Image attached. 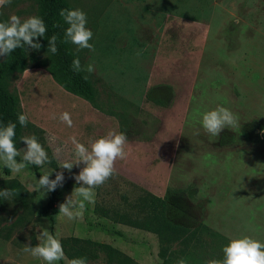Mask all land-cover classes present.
<instances>
[{
    "label": "rangeland",
    "instance_id": "374dc122",
    "mask_svg": "<svg viewBox=\"0 0 264 264\" xmlns=\"http://www.w3.org/2000/svg\"><path fill=\"white\" fill-rule=\"evenodd\" d=\"M66 1L86 14L93 33L94 51L68 44L82 66H94L85 73L96 99L61 85L42 50L39 65L10 79L17 109L28 117L21 137L34 135L51 162L6 173L0 161V184L15 178L29 191L0 198V264H46L23 251L38 243L42 228L58 239L108 243L141 264H206L223 258L230 238L245 235L264 243V0ZM37 8L36 0H11L0 18L23 20ZM218 106L237 116L238 127L212 136L201 119ZM64 112L72 127L59 119ZM110 131L126 133L128 156L94 190V203L68 220L58 205L79 187L72 174L84 166L60 168L75 160L71 138L87 146ZM24 148L20 138L17 149ZM18 157L23 161V152ZM58 172L64 181L52 224L39 212L48 193L34 186ZM150 197L160 200L158 221L150 217Z\"/></svg>",
    "mask_w": 264,
    "mask_h": 264
},
{
    "label": "clouds",
    "instance_id": "9594fccd",
    "mask_svg": "<svg viewBox=\"0 0 264 264\" xmlns=\"http://www.w3.org/2000/svg\"><path fill=\"white\" fill-rule=\"evenodd\" d=\"M10 3L11 0H0V7ZM59 15L68 25L64 31V42L76 45L77 51L81 49L94 51V46L89 43L93 33L86 27V14L79 9H61ZM46 31L44 21L38 16H30L23 20L16 15L10 16L6 22H0V57H8L9 54L20 48L27 52L29 50L39 51L43 47L39 38L44 37ZM57 51V37L53 35L48 39L46 53L54 55ZM71 67L77 73L87 72L91 74L95 71L92 64L82 66L79 58L72 61ZM84 79L87 80L88 76L86 75ZM53 118L55 119V116ZM59 119L68 127H72L73 122L68 112L62 113ZM18 121L21 126L26 127L28 117L25 114H20ZM201 125L206 133L219 136L225 128L234 129L238 127V118L230 109L218 106L202 114ZM15 129L16 124L11 122L0 126V161L7 169L18 173L28 164L42 166L51 162L48 153L34 135L21 137L26 148L18 150L14 143ZM127 139L126 133L115 131H110L105 136L90 140L87 146L80 143L75 137L71 138V143L74 145L75 160L64 159L60 168L67 169L71 173L74 166L79 167L81 164L84 166L80 168L78 174H72V178L79 187H74L72 195L66 196L65 202L58 205V214L63 215L68 220H74L81 215L79 211H76L77 208L84 209L86 207L85 202L94 203V190L116 174L115 164L118 159L125 160L127 158L128 153L125 151ZM50 140L54 141L55 137H51ZM61 151L60 148H57V155H60ZM21 152H23V161L18 162L16 157ZM50 174L39 177L34 186L35 190H44L45 193H48L54 191L58 184L63 187V173H56L55 179H50ZM73 193L79 199H73ZM13 195L12 190H0V198L5 200L10 199ZM37 240L38 243L35 246L25 244L23 251L34 258L42 259L46 264H55L56 261L65 258L60 239L46 228L39 231ZM222 253V259H212L206 264H264V243L250 236L230 238L228 244L222 247ZM69 264H87V260L84 257L73 258ZM176 264H186V261L181 258Z\"/></svg>",
    "mask_w": 264,
    "mask_h": 264
},
{
    "label": "trees",
    "instance_id": "16d2710c",
    "mask_svg": "<svg viewBox=\"0 0 264 264\" xmlns=\"http://www.w3.org/2000/svg\"><path fill=\"white\" fill-rule=\"evenodd\" d=\"M36 1L38 8L34 16L40 17L44 21L47 29L44 37L39 38V42L43 46L40 50L46 53L48 39L53 35L57 37V53L54 55L46 53L54 77L66 89L88 100L94 101L96 99V93L88 74L85 72L77 73L72 70V61L78 57L70 49L69 44L64 42V31L68 25L64 23L59 12L61 9H71V6L66 0ZM6 21V19L0 18V22ZM57 25H60V27H57ZM25 48H27V46H25ZM41 62L38 51L29 50L27 52L23 48L16 49L9 54L8 57H2L0 59V126L7 125L9 122L16 124L14 143L17 148L19 147L23 126H21L18 121V116L21 113L17 109L16 95L8 88L9 81L15 74L23 72L29 65L36 66ZM86 75L88 76L87 80L84 79ZM16 159L22 161L18 156ZM5 172H9V169L6 167ZM3 189L12 190L14 196L19 198H24L29 192L26 187L15 178L3 180L0 184V190ZM56 198V189L52 192H48L47 202L39 211L42 215L48 216L52 224L54 223L53 207L55 206ZM159 207L160 200L156 197H150V217L157 221L161 214V209ZM102 226L104 227L103 229L110 231L108 225L102 224ZM113 232L119 236H124L118 229H114ZM60 241L63 246L65 257L69 261L73 258L84 257L88 264V262L98 259L101 253H103L105 264H141L127 253L105 242L103 243L77 236H68L60 239ZM161 264H166V261L164 260Z\"/></svg>",
    "mask_w": 264,
    "mask_h": 264
}]
</instances>
